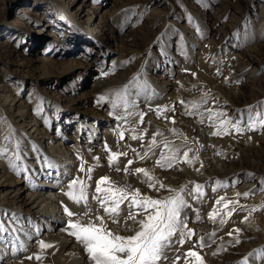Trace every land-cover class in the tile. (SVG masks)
Segmentation results:
<instances>
[{
    "label": "rangeland",
    "instance_id": "1",
    "mask_svg": "<svg viewBox=\"0 0 264 264\" xmlns=\"http://www.w3.org/2000/svg\"><path fill=\"white\" fill-rule=\"evenodd\" d=\"M106 16L110 21L101 23ZM5 49L16 51L20 60L0 53V115L19 119L21 110L29 117L20 122L26 123V131L13 127L15 123L9 129L7 117L0 120L2 172L19 180L4 185L0 192L18 201L12 205L15 211L0 207V222L4 220L0 264L34 261L37 254L42 257L35 259L38 264H92L81 243L65 231L69 217L62 206L71 181L89 178L86 168L95 165L90 156L99 158L92 190L102 170L114 165L120 172L129 160L133 165L141 156V161L147 160L137 168H151L167 186L147 188L149 192L143 195L162 198L170 194L168 189L184 188L188 207L181 219L194 235L184 237L183 245L178 242L179 233L172 237L164 250L167 259L162 257L158 264H185L190 249L199 252L205 264H239L245 258L247 264H264V252L257 251L264 249V209L260 207L264 204V127L247 126L250 119L264 113V0H0V50ZM119 73L125 75L124 81L99 87V79ZM185 85L191 96L199 94V103L206 101L204 115L184 113L179 107L184 98H179L178 91ZM6 95L11 97L5 107H11L4 112ZM20 102L24 107L18 108ZM168 103L170 114L165 112ZM172 117L183 118L182 126L194 132L211 131L209 144L199 141L196 165L185 158L172 161L171 168L167 162L164 167L156 163L162 154L161 134L179 125ZM216 119L240 122L243 130L238 132ZM35 128H44L49 135L44 148H63L60 153L69 152L76 160L57 156L53 160L59 158L63 168L50 167L51 158L34 152L41 142L33 149L26 146V141L34 140L28 135ZM218 128L221 134L213 135ZM133 136L141 138L137 145ZM153 136L156 146L150 150ZM109 148L127 155L109 163ZM216 160L233 167V172L224 178L206 177ZM138 176L134 180L148 187L144 175ZM197 184L203 186V195H198ZM39 191L50 192L61 201L59 206L36 199L37 195L29 198ZM245 192L250 195H236ZM221 197L225 199L218 204ZM90 198L87 204L97 203ZM237 200L225 209L228 201ZM127 204L120 206L119 223H113L101 207L88 215H84L88 210L82 209L83 203L74 207L70 202L67 207L77 213L74 220L86 223L103 216L110 230L130 235L137 226L126 219ZM46 208L51 216L43 214ZM36 209L41 215L33 214ZM213 209L215 221L209 218ZM227 211H232L230 217ZM246 216L248 222H244ZM221 219L227 222L221 224ZM213 232L215 236L209 239ZM200 236L206 245L202 249L197 244ZM46 238L56 246L51 254L39 246ZM26 256L33 258L23 260Z\"/></svg>",
    "mask_w": 264,
    "mask_h": 264
},
{
    "label": "snow or ice",
    "instance_id": "2",
    "mask_svg": "<svg viewBox=\"0 0 264 264\" xmlns=\"http://www.w3.org/2000/svg\"><path fill=\"white\" fill-rule=\"evenodd\" d=\"M107 75V73H105ZM119 95V94H118ZM101 100L105 97H101ZM115 107V105H114ZM223 115L218 113L217 116ZM143 114H141L142 120ZM221 124L230 125L235 128L236 131H242L240 127V122L235 124L231 120L221 121ZM264 127V113L258 114L257 119H250L248 123V128H254L256 126ZM227 127L225 128V132ZM213 135H220L221 132L219 128L216 132L212 133ZM121 138L123 133H120ZM159 135V133H157ZM133 139H137L136 136H133ZM155 136H153V141L151 147H155ZM165 148H168V144H164ZM110 151V150H109ZM120 155H127V153H116L112 152L108 157L109 163H115ZM147 155V153H145ZM187 153H184L185 159H187ZM99 159L98 157L96 158ZM140 159H144V156H141ZM175 159L174 156H165L161 154L160 160L156 163L161 167L166 166L171 168L173 166L172 161ZM198 159V157H197ZM189 164L192 163V160H187ZM132 160L128 161V164L131 165ZM81 171L84 170V162H81ZM92 168L88 169L89 179L91 178L90 173ZM119 171V169H117ZM125 172H128V168L124 169ZM136 174H143L145 177V183L148 184L150 188H166L161 181L153 177L148 170L143 168L134 169ZM108 182V187H101V185ZM222 183V182H218ZM87 185L76 178L71 181L69 184V191L66 195L73 202L77 204L83 203L87 205ZM130 186H115L113 182L110 181V177L103 176L97 182L95 192L98 194L94 196V199L98 201L101 208L104 212L112 218L113 223H119L118 217L121 213V204L125 201H128L127 204V220H131L134 225L137 227L132 230L130 235H121L116 232H113L107 227V224L103 216L96 217V221L89 220L84 223L81 220H74L72 217L76 216L77 213L71 211L66 205L64 206V212L69 217L67 220V227L65 231L69 235L74 237L78 242L81 243L84 250L88 254L89 259L92 261V264H158V262L164 256V250L168 248L172 243V237L177 233L180 234L181 239L178 241L181 245L185 243L184 237L191 238L194 235V230L188 229L185 220L181 219V212L184 208L188 207L184 196V188L168 189L169 195L162 198H153L152 196L141 194L139 189L129 190ZM158 190V189H157ZM196 191L198 195H203V186L197 184ZM237 197L243 195L248 197L250 192H245L243 194L237 193ZM225 198L221 197L217 201L219 204ZM237 201H228L224 205L225 209L228 208V204H237ZM264 209V204L260 206ZM136 209V211H134ZM255 208H253V211ZM91 209H88L84 215H88ZM234 211V209L232 210ZM232 211H227L226 215L231 216ZM217 215L216 209H213V212L209 214V218L215 221V216ZM199 218V217H198ZM249 217L244 218V222H248ZM221 224L226 223L225 219H221ZM4 230V226L0 223V231ZM235 232H239L240 229H234ZM229 235H232L230 232ZM209 239L215 236V232L208 234ZM236 243H240L239 239L236 240ZM198 246L202 249L206 247L204 244V237L200 236L197 241ZM193 245V248L197 246ZM40 249L52 247L53 245L48 244L44 241H39ZM264 252V249L257 250ZM216 253L214 252L213 255ZM250 253L249 255H253ZM185 264H189V259L191 258V264H205L203 256L199 252L190 249L186 254ZM32 259L33 257H28ZM36 260H41L42 257L37 254L35 255ZM179 258H177L178 260ZM173 264H176L174 261ZM239 264H247V258L239 262Z\"/></svg>",
    "mask_w": 264,
    "mask_h": 264
},
{
    "label": "bare ground",
    "instance_id": "3",
    "mask_svg": "<svg viewBox=\"0 0 264 264\" xmlns=\"http://www.w3.org/2000/svg\"><path fill=\"white\" fill-rule=\"evenodd\" d=\"M109 11H106V13H108ZM111 12V11H110ZM113 12V11H112ZM108 21H110V18L108 17V16H106V17H104L102 20H101V23H103V24H105V23H107ZM9 51V52H8ZM16 52V51H15ZM14 52V50H8V49H5V51H2V50H0V53H4V54H6V56L7 57H10V58H17V56H19L18 54H17V52L15 53ZM18 60H20V57H18L17 58ZM16 61V60H15ZM23 62V61H22ZM22 62H20L19 61V63H21V64H24V63H22ZM29 62V61H28ZM125 80V75L124 74H118V75H116V77H111L110 79L109 78H101V79H99V82H98V84H99V87H102V88H104V87H107V86H112V85H116V84H118V83H120L121 81H124ZM98 87V88H99ZM191 89V88H190ZM199 89V88H198ZM198 93H199V90H198ZM231 94V93H230ZM178 96H179V98H184V100L182 101V102H180L179 101V107L180 108H182L183 109V112L184 113H192V114H195L197 117H198V115H199V113H201V114H205L206 113V110H205V107H206V101L203 103H199V94H198V97L196 98V97H193V96H191L189 93H188V91H187V86L185 85V86H182L181 87V89H179V91H178ZM10 97L11 96H9V95H6V96H4V102H3V104H2V108H3V110H4V112H7V110H9V108L11 107H9V108H6L5 106H6V104H7V102L9 101V99H10ZM146 100H149L150 98H145ZM16 101V98H13L12 99V103L14 104V102ZM16 104V103H15ZM21 104L23 105V103L22 102H20L19 103V105H18V108H21L22 106H21ZM167 105H169V107L167 108V111H165L166 112V114H170L171 113V108H170V106H171V103H168ZM23 107H24V105H23ZM158 111H160V112H162L160 109H158ZM19 114V119H17L16 118V116H15V118H8L7 117V115H0V120L3 118V117H7V120H6V122L9 124L8 126H9V129H11L12 127H11V124L12 123H15L14 124V126H13V124H12V126L13 127H17V128H20L21 130H23V131H26V123H20L21 121H25L26 120V118L27 117H29V115L28 116H26L25 114H26V112L25 111H21L20 110V112L18 113ZM20 118H21V120H20ZM172 119L173 120H176V123L177 124H179L178 125V127L177 128H170V129H166L165 131H163V133L161 134L162 136H161V138H160V144H161V146H160V150L159 151H162V154H164L165 156H174L175 157V159L173 160V162L175 161H180L182 158H185L184 157V153H187L188 155H187V159H189V160H192V162L193 163H195V165L198 163V161H199V158L197 159V154H196V148L198 149V147H199V141H201V142H207L208 144H209V142L210 141H212L213 139H211L210 138V134H211V131L210 130H205V129H201V130H197L196 132H194L191 128H187V127H183L182 125H185L184 123H186V121L183 119V118H180V117H172ZM11 120L13 121V122H11ZM216 120H217V122H216ZM214 122H216V123H221V121H219L218 119H216ZM222 120V119H221ZM10 122V123H9ZM34 124H37V122L35 121L34 122ZM42 134V136H40V137H38L39 135H37V134ZM47 133V131L44 129V128H35L34 130H33V134H30V135H28V138L29 137H34V140L33 141H26V146L27 147H29V148H31V149H33L35 146H37V144L39 143V142H41V146L38 148V150H36V151H34L35 153L36 152H39L40 154L41 153H43L44 154V156L46 155L48 158H51V159H49L48 160V162L50 163V167H52V168H54V169H58V168H63L62 166H61V164L58 162V159H56L57 161H55V160H53L54 158H56L57 156H60V157H64L65 158V160H72V161H74V160H76V158H71L70 157V155H69V152H66V151H62V153H60V151L61 150H63V148H60V149H55V147H50L49 149H47V147H45L44 148V145H43V142L45 141V136L47 137V136H49L48 134H46ZM148 133V132H147ZM149 136V135H148ZM188 137H189V139H188ZM49 138H51V137H49ZM174 139H176V142H174L173 140ZM141 141V138H137V139H134V145L136 144H138L139 142ZM191 142V143H190ZM159 143V142H158ZM165 143H167L168 144V148H165L164 147V144ZM193 143H194V145H193ZM17 144V143H16ZM18 144H19V142H18ZM228 145V144H227ZM75 146L76 145H73L72 147H74L75 148ZM147 146V145H146ZM146 146H144L145 148H146ZM25 147V146H24ZM207 147V146H206ZM208 148V147H207ZM23 149V148H22ZM26 150V149H25ZM67 150V149H66ZM69 150V149H68ZM109 150L110 151H107V153H109L108 155L110 156L111 155V153L112 152H116V153H118L117 152V150H115V149H111V148H109ZM71 151H73V150H71ZM29 152V151H28ZM157 154V153H156ZM161 154V153H160ZM158 155V154H157ZM35 155H32V157L33 158H35L34 157ZM131 158V157H130ZM89 160H93L94 162H95V165H94V167L92 168V171H91V173H90V176H91V178L89 179L87 176H86V179H85V184L88 186L87 187V199H89L90 198V196H92L90 199H92V198H94L93 196H96V195H98L96 192H95V189L94 190H92V181L97 177V172H98V165H97V163H96V159L94 160V158L92 159V157L90 156L89 157ZM122 161V158L121 157H119L118 158V160L116 161V162H119V161ZM145 160H147L146 158H145ZM145 160L144 161H141V159H139V157H138V159H136L135 160V162H134V164L132 165H129L128 163H126V164H124L123 165V169L119 172V171H117V167H115L114 165H111V167H109V169L107 168H105L104 170H102L101 172H100V175H101V177H103V176H108V177H110V181L111 182H113V184L115 185V186H117V185H119V186H121L118 182H120V181H124L125 182V184L124 185H128V186H130V188H129V190L131 191V190H134V189H139L140 190V192H141V194L143 193V191L144 192H149L148 191V189L147 188H150V187H144V186H142V184H138L135 180H134V178H135V176L137 177V178H139V176H138V174H135V173H132V170L133 169H136L139 165H141L143 162H145ZM25 161V160H24ZM29 163V162H28ZM3 163H1L0 162V192H1V189L4 187V185H6V184H9V183H11L12 181H13V183H11V184H13V185H15V184H18V182H16V181H19V180H16V179H10L9 178V176H8V174L6 173V172H2V170H3V166L1 167V165H2ZM174 164V163H173ZM221 162H218L217 160L216 161H214V162H212L211 163V165H212V167H211V169L209 170V172H208V174L206 175V177H210L211 178V176H216V177H218V178H224L225 176H226V174H228V173H231V172H233V167H227V166H229V165H225V164H222ZM66 166V165H65ZM128 168V172H125L124 171V169L125 168ZM143 169H146V170H148L149 171V173L153 176V177H155V172L153 171V170H151V168H149V167H145V166H141ZM2 168V169H1ZM90 168V167H89ZM89 168H86V172H88V169ZM41 169V168H40ZM64 169L65 170H67V167H64ZM85 169V168H84ZM120 170V169H119ZM207 170V169H206ZM82 173L84 172V170L83 171H81ZM60 175H62V174H60ZM157 177V176H156ZM9 178V179H8ZM194 177H190V179H193ZM82 181H84V179H81ZM143 180H145V177H143ZM182 184H183V182H181ZM181 183H179V184H181ZM12 185V186H13ZM11 186V187H12ZM95 186H97V184L95 185ZM94 186V187H95ZM109 186V184H108V182H106L105 184H103V185H101V187H108ZM157 187H158V185H157ZM175 189H178V188H175ZM69 191V188L68 189H65V199H62V206L64 207L65 205L66 206H68V204L70 203V202H72L73 203V206L74 207H76V203L75 202H73L71 199H69V197L66 195V193ZM91 191H93V193H92V195H91ZM16 193H18V192H16ZM37 195V196H36ZM36 196V199L37 198H40V199H42V201L43 200H47V202H49L50 203V205H58L59 206V204H60V202L61 201H59V200H57L55 197L53 198L52 197V194H50V192L48 193V195H46V193H43L42 191H39V193L37 194V193H33L29 198L31 199V198H33V197H35ZM35 199V200H36ZM34 200V201H35ZM33 201V202H34ZM46 202V201H45ZM14 203H18V201H17V199L14 197L13 199H9V198H7V197H5V196H2L1 194H0V207H2V206H4V207H10L11 208V210H13V211H15V209L12 207V205L14 204ZM24 203H26L27 204V201H25ZM127 203H128V201H127ZM35 205H33V206H31V207H34ZM30 207V208H31ZM37 207V206H36ZM35 207V208H36ZM83 207H85V208H82V209H91V210H96L97 209V207H98V209H100V205H99V203H98V201H97V203L95 202L94 203V201H93V203H90V204H87V205H84L83 204ZM32 210H33V208H31ZM74 209V208H73ZM102 209V212H103V208H101ZM29 210V209H28ZM48 210V208H46L45 210H44V215L45 216H51L50 215V212L48 213V214H46L45 212H48L47 211ZM17 211V210H16ZM122 213V212H121ZM33 214H40L41 215V211L40 210H35L34 212H33ZM4 215H6V214H4ZM3 216V215H2ZM52 218H54V217H52ZM55 219V218H54ZM47 221V220H46ZM4 222V220H1V222L0 223H3ZM57 222H58V220H57ZM81 222H84L82 219H81ZM131 226L132 227H134V224H133V222H131ZM16 228V227H15ZM14 230V229H13ZM14 232V231H13ZM16 232H17V229H16ZM15 232V233H16ZM12 241V240H11ZM42 241H44V242H46V243H48V244H51V245H53L49 240H48V238H46V239H42ZM13 243H15L14 241H13ZM6 245V244H5ZM4 248H6V247H4ZM23 248V247H22ZM55 248H56V246L55 245H53L52 247H49V248H45V249H43L42 251H45V252H47V253H49V254H51V253H53V251L55 250ZM14 249V248H13ZM19 250V246H18V248H17V250L16 251H18ZM16 251H15V254H16ZM20 252V251H19ZM10 256H12V255H10ZM16 256V255H15ZM28 257L29 256H26V257H23L24 259L23 260H25V259H28ZM1 260H2V258H1ZM34 261H35V259H33ZM34 261H15L14 263H11V264H38V263H36V262H34ZM56 264H59V263H56ZM60 264H64V261H62Z\"/></svg>",
    "mask_w": 264,
    "mask_h": 264
}]
</instances>
